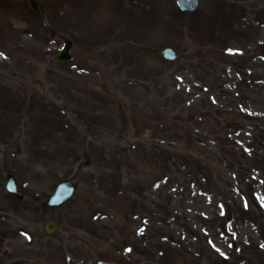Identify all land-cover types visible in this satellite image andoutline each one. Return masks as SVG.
Segmentation results:
<instances>
[{
    "label": "rangeland",
    "instance_id": "obj_1",
    "mask_svg": "<svg viewBox=\"0 0 264 264\" xmlns=\"http://www.w3.org/2000/svg\"><path fill=\"white\" fill-rule=\"evenodd\" d=\"M38 1L0 0V264H264V0Z\"/></svg>",
    "mask_w": 264,
    "mask_h": 264
},
{
    "label": "water",
    "instance_id": "obj_2",
    "mask_svg": "<svg viewBox=\"0 0 264 264\" xmlns=\"http://www.w3.org/2000/svg\"><path fill=\"white\" fill-rule=\"evenodd\" d=\"M176 2L181 10L185 12H193L198 8L200 0H176ZM29 4L33 9H36L39 6V3L35 0H30ZM71 41L72 40L70 36L65 35L63 37V46L56 55L58 60L65 61L70 59L71 53L69 48L71 46ZM157 53L165 61H173L178 56L176 49L172 46H163L158 48ZM76 187V184L72 183L68 179H63L58 183L53 194L41 202L40 205L43 207H57L62 205L73 196ZM6 188L10 193L16 195L19 198H21L23 195L19 189L15 177L12 174L7 175ZM54 229V222L50 221L46 224V230L48 232H52Z\"/></svg>",
    "mask_w": 264,
    "mask_h": 264
}]
</instances>
